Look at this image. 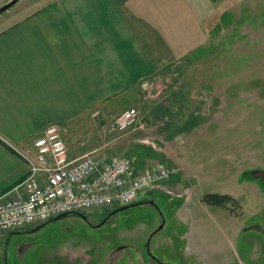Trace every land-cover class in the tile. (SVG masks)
<instances>
[{"label": "rangeland", "instance_id": "rangeland-1", "mask_svg": "<svg viewBox=\"0 0 264 264\" xmlns=\"http://www.w3.org/2000/svg\"><path fill=\"white\" fill-rule=\"evenodd\" d=\"M210 1L206 40L163 60L130 97L110 105L120 107L116 114L135 108L143 125L110 126L111 134L123 143L148 140L111 155L128 156L139 172L170 168L169 179L107 222L111 209L103 207L11 235L5 264H264V200L238 178L246 167H264V0ZM35 3L18 0L6 11ZM209 192L235 201L204 204Z\"/></svg>", "mask_w": 264, "mask_h": 264}, {"label": "crops", "instance_id": "crops-1", "mask_svg": "<svg viewBox=\"0 0 264 264\" xmlns=\"http://www.w3.org/2000/svg\"><path fill=\"white\" fill-rule=\"evenodd\" d=\"M212 5L210 0H36L26 9L1 13L0 196L18 197L28 173L13 147L30 144L52 124L69 126L66 142L73 157L88 151L109 156L131 143L148 146V140L136 138L123 143L108 131L120 109L110 105L130 97L163 60L182 56L192 41H205L202 26ZM238 178L264 200V167H246ZM37 227L0 233L2 264L10 236ZM23 248L16 246L18 252Z\"/></svg>", "mask_w": 264, "mask_h": 264}, {"label": "built area", "instance_id": "built-area-1", "mask_svg": "<svg viewBox=\"0 0 264 264\" xmlns=\"http://www.w3.org/2000/svg\"><path fill=\"white\" fill-rule=\"evenodd\" d=\"M142 128L138 111L119 113L113 127L123 131ZM65 124H52L28 145L14 146L28 165V173L18 185V197L0 196V233L46 222L62 212H86L107 205L134 202L148 188L169 179L170 168L136 171L126 157L97 160L91 152L70 156Z\"/></svg>", "mask_w": 264, "mask_h": 264}, {"label": "trees", "instance_id": "trees-1", "mask_svg": "<svg viewBox=\"0 0 264 264\" xmlns=\"http://www.w3.org/2000/svg\"><path fill=\"white\" fill-rule=\"evenodd\" d=\"M203 203L207 205H215L224 207L226 204V201H235V198L228 195V194H219V193H205L202 197Z\"/></svg>", "mask_w": 264, "mask_h": 264}, {"label": "flooded vegetation", "instance_id": "flooded-vegetation-1", "mask_svg": "<svg viewBox=\"0 0 264 264\" xmlns=\"http://www.w3.org/2000/svg\"><path fill=\"white\" fill-rule=\"evenodd\" d=\"M105 208H110L105 216H103V222H107L109 221L112 217H114L116 214H118L120 212V210H117V207H105ZM119 209V208H118ZM122 211V210H121ZM84 221L87 222L88 224H90V227H96L97 224L95 223H91L86 217H84ZM155 259V258H154ZM157 259H155L156 261Z\"/></svg>", "mask_w": 264, "mask_h": 264}, {"label": "water", "instance_id": "water-1", "mask_svg": "<svg viewBox=\"0 0 264 264\" xmlns=\"http://www.w3.org/2000/svg\"><path fill=\"white\" fill-rule=\"evenodd\" d=\"M17 0H11V1H9V2H7L6 4H4V5H2L1 7H0V12H2V11H4V10H6V9H8L10 6H12L15 2H16ZM126 207H121V208H119V209H117V210H124ZM67 214L66 213H63V214H61V215H58V216H56L55 217V219L57 220V219H59V218H61V217H64V216H66ZM82 217L84 216L83 214H80ZM41 226H38L36 229H39Z\"/></svg>", "mask_w": 264, "mask_h": 264}, {"label": "bare ground", "instance_id": "bare-ground-1", "mask_svg": "<svg viewBox=\"0 0 264 264\" xmlns=\"http://www.w3.org/2000/svg\"><path fill=\"white\" fill-rule=\"evenodd\" d=\"M84 153H85V152H84ZM63 213L69 214V213H71V212H62L61 214H63ZM28 226H31V225H28Z\"/></svg>", "mask_w": 264, "mask_h": 264}]
</instances>
